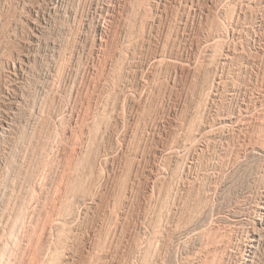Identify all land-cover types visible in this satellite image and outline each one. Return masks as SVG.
<instances>
[{"label":"rangeland","instance_id":"rangeland-1","mask_svg":"<svg viewBox=\"0 0 264 264\" xmlns=\"http://www.w3.org/2000/svg\"><path fill=\"white\" fill-rule=\"evenodd\" d=\"M0 139V264H264V0H0Z\"/></svg>","mask_w":264,"mask_h":264},{"label":"bare ground","instance_id":"bare-ground-1","mask_svg":"<svg viewBox=\"0 0 264 264\" xmlns=\"http://www.w3.org/2000/svg\"><path fill=\"white\" fill-rule=\"evenodd\" d=\"M139 5H140V3H139ZM137 7V6H136ZM140 7V6H139ZM144 9V8H143ZM140 10H141V8H140ZM139 10V11H140ZM112 12V11H111ZM104 16V15H103ZM94 18V17H93ZM104 19V18H103ZM109 19V18H108ZM109 23V22H108ZM143 25V24H142ZM93 34V33H92ZM91 36V35H90ZM108 39V38H107ZM96 46V45H95ZM166 53V52H165ZM162 60V59H161ZM89 62V61H88ZM122 62V61H121ZM69 63V62H68ZM97 63V62H96ZM57 64V63H56ZM112 64V63H111ZM58 65V64H57ZM106 65V64H105ZM57 68V67H56ZM65 68V67H64ZM49 70V69H48ZM147 71H148V69H147ZM51 73V72H50ZM103 75V74H102ZM90 76V75H89ZM47 77V76H46ZM76 81V80H75ZM93 83V82H92ZM46 85V84H45ZM58 85V84H57ZM96 85V84H95ZM75 86V85H74ZM81 86V85H80ZM87 86V85H86ZM144 87V86H143ZM49 88V87H48ZM87 88V87H86ZM53 89V88H52ZM74 89V88H73ZM77 90V89H76ZM142 91V90H141ZM144 91V90H143ZM146 91V90H145ZM91 92V91H90ZM89 92V93H90ZM72 93V92H71ZM94 93V92H93ZM86 94V93H85ZM51 95V94H50ZM90 95V94H89ZM91 96V95H90ZM94 97V96H93ZM43 98V97H42ZM53 98V97H52ZM57 98V97H56ZM83 98V97H82ZM23 99V98H22ZM76 99H77V97H76ZM88 99V98H87ZM51 100V99H50ZM54 101V100H53ZM61 102V101H60ZM21 103V102H20ZM77 103V102H76ZM93 103V102H92ZM91 103V104H92ZM41 104V103H40ZM54 105V104H53ZM70 105V104H69ZM104 107V106H103ZM107 107V106H106ZM43 108V107H42ZM52 108V107H51ZM74 108V107H73ZM85 109H86V107H85ZM42 110V109H41ZM105 110V109H104ZM45 111V110H44ZM85 111V110H84ZM99 111V110H98ZM52 112V111H51ZM104 112V111H103ZM14 113V112H13ZM113 113V112H112ZM58 114V113H57ZM74 114V113H73ZM44 115V114H43ZM43 115H41V116H43ZM68 115V114H67ZM86 115V114H85ZM90 115V114H89ZM96 115V114H95ZM94 115V116H95ZM30 116V115H29ZM7 117V116H6ZM18 117V116H17ZM58 117V116H57ZM60 117V116H59ZM81 117H83L82 115H81ZM40 118V117H39ZM53 119V118H52ZM82 120V119H81ZM91 120V119H90ZM50 121V120H49ZM86 121V120H85ZM66 122V121H65ZM91 122V121H90ZM95 122V121H94ZM25 123V122H24ZM46 123V122H45ZM67 125V124H66ZM76 125V124H75ZM94 125V124H93ZM82 127V126H81ZM34 128V127H33ZM90 128V127H89ZM10 129V128H9ZM65 130V129H64ZM98 130V129H97ZM31 131V130H30ZM90 131H92V130H90ZM95 131V130H94ZM99 131V130H98ZM7 132V131H6ZM66 132V131H65ZM51 133V132H50ZM55 133V132H54ZM59 133V132H58ZM76 133V132H75ZM81 133V132H80ZM106 133V132H105ZM40 134V133H39ZM43 134V133H42ZM84 134V133H83ZM20 135V134H19ZM33 135H35V134H33ZM32 135V136H33ZM74 135V134H73ZM76 135V134H75ZM81 136V135H80ZM44 137V136H43ZM49 137V136H48ZM58 137V136H57ZM63 137V136H62ZM74 137V136H73ZM101 138V137H100ZM76 139H77V137H76ZM1 140V139H0ZM32 140V139H31ZM96 140V139H95ZM45 141V140H44ZM59 141V140H58ZM76 141V140H75ZM94 141V140H93ZM101 141V140H100ZM36 142V141H35ZM46 142V141H45ZM103 142V141H102ZM43 143V142H42ZM28 144V143H27ZM33 144V143H32ZM65 144V143H64ZM93 144V143H92ZM53 145V144H52ZM57 145V144H56ZM70 145V144H69ZM81 145V144H80ZM59 146V145H58ZM64 146V145H63ZM20 147V146H19ZM42 147V146H41ZM50 147V146H49ZM81 147V146H80ZM24 149V148H23ZM43 149V148H42ZM61 149V148H60ZM93 149V148H92ZM46 150V149H45ZM95 150V149H94ZM6 151V150H5ZM44 151V150H43ZM83 151V150H82ZM47 153V152H46ZM73 153V152H72ZM85 153V152H84ZM89 153V152H88ZM87 153V154H88ZM107 153V152H106ZM24 154V153H23ZM49 154V153H48ZM75 154V153H74ZM43 155H45V153L43 154ZM42 155V156H43ZM70 155V154H69ZM92 155V154H91ZM80 156V155H79ZM83 156V155H82ZM106 156V155H105ZM41 157V156H40ZM63 157V156H62ZM107 157V156H106ZM42 158V157H41ZM54 158V157H53ZM75 158V157H74ZM89 158V157H88ZM91 158V157H90ZM42 160V159H41ZM43 161V160H42ZM70 161V160H69ZM80 161H81V159H80ZM82 162V161H81ZM71 163H74V162H71ZM78 163V162H77ZM18 164V163H17ZM16 164V165H17ZM64 165V164H63ZM85 165V164H84ZM89 165V164H88ZM23 166V165H22ZM65 166V165H64ZM67 166V165H66ZM70 166V165H69ZM79 166V165H78ZM20 167V166H19ZM73 168V167H72ZM93 168V167H92ZM19 169V168H18ZM23 169V168H22ZM59 169V168H58ZM65 169V168H64ZM26 170V169H25ZM75 171V170H74ZM42 172V171H41ZM86 174V173H85ZM20 175V174H19ZM44 175V174H43ZM53 175V174H52ZM62 175V174H61ZM80 175V174H79ZM32 176V175H31ZM34 176V175H33ZM47 176V175H46ZM20 177V176H19ZM18 177V178H19ZM37 177V176H36ZM71 177V176H70ZM73 177V176H72ZM77 177V176H76ZM44 177H42V179H43ZM68 179V178H67ZM30 180V179H29ZM83 180V179H82ZM18 181V180H17ZM21 181H23V180H21ZM31 181V180H30ZM35 181V180H34ZM41 182H42V180H41ZM40 182V183H41ZM20 183V182H19ZM13 184V183H12ZM23 184V183H22ZM47 184V183H46ZM34 185V184H33ZM13 186V185H12ZM27 186V185H26ZM47 186V185H46ZM56 186V185H55ZM29 187V186H28ZM28 187H27V189H28ZM58 187V186H57ZM68 187V186H67ZM84 187V186H83ZM44 189V188H43ZM75 189V188H74ZM100 189V188H99ZM33 190H35V188L33 189ZM45 190V189H44ZM55 190V189H54ZM101 190V189H100ZM20 191V190H19ZM42 191V190H41ZM58 191H59V189H58ZM73 191V190H72ZM32 192V191H31ZM12 193V192H11ZM25 193V192H24ZM28 193H29V191H28ZM33 193V192H32ZM18 194H20V193H18ZM21 195V194H20ZM34 195V194H33ZM59 195V194H58ZM62 195V194H61ZM10 196V195H9ZM45 196V195H44ZM67 196V195H66ZM24 197V196H23ZM42 197V196H41ZM31 198V197H30ZM45 198V197H44ZM26 199V198H25ZM72 199V198H71ZM49 200V199H48ZM68 200V199H67ZM27 201V200H26ZM15 202V201H14ZM21 202V201H20ZM24 203V202H23ZM63 204V203H62ZM65 204V203H64ZM29 205V204H28ZM35 205V204H34ZM21 207V206H20ZM34 207V206H33ZM36 207V206H35ZM60 207V206H59ZM7 208V207H6ZM38 208V207H37ZM18 209V208H17ZM29 210V209H28ZM38 210V209H37ZM41 210V209H40ZM18 211V210H17ZM16 211V212H17ZM46 211H48V210H46ZM13 212V211H12ZM56 213V212H55ZM27 214V213H26ZM40 215V214H39ZM71 215V214H70ZM12 216V215H11ZM10 216V217H11ZM56 216V215H55ZM58 216V215H57ZM9 217V216H8ZM24 217V216H23ZM38 217V216H37ZM2 219V218H1ZM33 219V218H32ZM45 219V218H44ZM5 220V219H4ZM23 220H24V218H23ZM31 220V219H30ZM7 221V220H6ZM21 221V220H20ZM25 221V220H24ZM33 221V220H32ZM35 221V220H34ZM22 222V221H21ZM30 223V222H29ZM60 224V223H59ZM14 225V224H13ZM36 225V224H35ZM45 225V224H44ZM51 225V224H50ZM49 225V226H50ZM5 226V225H4ZM9 226V225H8ZM37 226V225H36ZM14 227V226H13ZM45 227V226H44ZM20 229H22V228H20ZM22 231V230H21ZM20 231V232H21ZM45 231V230H44ZM24 232V231H23ZM28 232V231H27ZM40 232V231H39ZM43 232V231H42ZM11 233H12V231H11ZM45 233V232H44ZM19 234V233H18ZM9 235V234H8ZM26 235V234H25ZM53 235V234H52ZM3 236V235H2ZM58 236V235H57ZM26 237V236H25ZM2 238V237H1ZM61 238V237H60ZM4 239V238H3ZM16 239H18V238H16ZM53 240V239H52ZM57 240H59V239H57ZM41 241V240H40ZM6 242V241H5ZM16 242V241H15ZM23 242V241H22ZM53 242V241H52ZM13 243H14V241H13ZM31 243H33L32 241H31ZM37 243V242H36ZM28 244V243H27ZM14 245V244H13ZM24 245H25V242H24ZM5 246H7V245H5ZM26 246V245H25ZM25 246H24V248H25ZM2 247V246H1ZM8 248V247H7ZM15 248V247H14ZM9 249V248H8ZM17 250V249H16ZM51 250V249H50ZM15 251V250H14ZM28 250H26V252H27ZM11 252H12V250H11ZM18 252V251H17ZM21 252V251H20ZM23 252H25V251H23ZM4 253V252H3ZM1 254V253H0ZM16 254V253H15ZM18 254V253H17ZM14 255V254H13ZM40 255V254H39ZM42 255V254H41ZM40 255V256H41ZM2 256H3V254H2ZM22 256V255H21ZM24 256V255H23ZM22 256V257H23ZM49 256V255H48ZM53 256V255H52ZM6 257V256H5ZM2 258V257H1ZM33 258V257H32ZM57 258V257H56ZM25 259V258H24ZM58 259V258H57ZM10 260V259H9ZM15 260V259H14ZM27 260V259H26ZM21 261V260H20ZM33 261V260H32ZM47 261H49V260H47ZM57 261V260H56ZM3 262V261H2ZM19 262V261H18ZM37 262H39V260L37 261ZM12 263V262H11ZM32 263V262H31ZM198 263H200V261L198 262ZM2 264V263H1ZM5 264V263H4ZM20 264V263H19Z\"/></svg>","mask_w":264,"mask_h":264}]
</instances>
